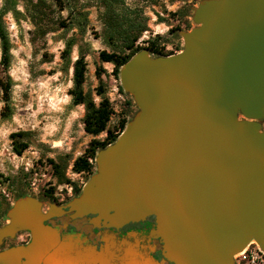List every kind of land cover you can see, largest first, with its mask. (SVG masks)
Here are the masks:
<instances>
[{
    "label": "water",
    "instance_id": "95a60500",
    "mask_svg": "<svg viewBox=\"0 0 264 264\" xmlns=\"http://www.w3.org/2000/svg\"><path fill=\"white\" fill-rule=\"evenodd\" d=\"M191 19L180 51L140 49L120 66L137 111L79 193L46 209L15 199L0 246L22 230L29 240L0 249V264H110L60 234L80 219L91 229L153 217L161 258L128 252L120 264H235L252 240L264 251V0H199Z\"/></svg>",
    "mask_w": 264,
    "mask_h": 264
},
{
    "label": "rangeland",
    "instance_id": "374dc122",
    "mask_svg": "<svg viewBox=\"0 0 264 264\" xmlns=\"http://www.w3.org/2000/svg\"><path fill=\"white\" fill-rule=\"evenodd\" d=\"M3 1L0 0V7ZM125 1L128 7L140 8L146 17L147 28L136 40V44L142 47L140 49H146L149 39H157L167 55L182 49L180 31L194 26L192 9L199 0ZM45 2L48 18L43 26L47 30L42 36L33 35L35 26L26 13L25 0H17L16 8L20 11L17 17L12 12L3 15L11 42L8 73L12 79L13 111L9 118L0 116V225L7 220V210L18 197L34 196L42 201L43 209L49 203L61 205L78 194L95 171V161L90 172L73 169L75 158L84 152L89 141L103 139L106 130L97 135L86 132L84 105L71 103L72 67H65L60 57L67 37L73 35L77 38L70 54L71 62L78 54V46L87 51L83 88L95 102L100 100L95 90L98 84L95 68L101 64L105 69L101 77L113 110L107 127L117 124L122 111H125L127 121L137 111L132 97L121 86L119 74L112 73L113 64L101 62L98 58L101 49L111 50L101 36L103 23L99 12L102 7L98 0H69L62 9L54 0ZM60 19L70 25L60 26ZM81 26H84L82 31ZM130 99L129 106H126ZM2 104L0 98V109ZM18 130L29 132L28 146L20 154L13 150L10 137L11 132ZM50 158L63 166L64 175L70 182L57 180L48 161ZM75 187L80 190L76 192ZM25 237L26 231H18L13 238L5 239L1 246Z\"/></svg>",
    "mask_w": 264,
    "mask_h": 264
},
{
    "label": "trees",
    "instance_id": "16d2710c",
    "mask_svg": "<svg viewBox=\"0 0 264 264\" xmlns=\"http://www.w3.org/2000/svg\"><path fill=\"white\" fill-rule=\"evenodd\" d=\"M66 1L69 0H54L59 8H64ZM102 9L99 12V17L103 23L101 36L111 50L101 49L98 53V58L101 62H110L113 64L112 73L115 76L119 74L120 66L127 61L137 50L139 45L136 40L141 33L147 28L146 17L142 15V11L138 7H128L125 0H98ZM17 0H4L0 7V98L3 102L0 109L2 118H9L12 114L11 105V89L12 79L8 73V67L11 61V42L8 31L3 22V15L7 12H12L14 15L20 13L16 8ZM26 13L29 15L32 23L35 26L33 31L34 36H42L47 28L44 25V20L47 17L45 0H25ZM173 14V13H172ZM84 25V22H80ZM59 25L67 27L70 25L64 19L59 20ZM84 26L80 27L83 30ZM176 27L175 29H177ZM33 40V39H32ZM77 43V38L73 35L65 39L64 46L60 52V57L65 64V67H72V86L69 89L71 95V103L83 104L84 115L83 123L84 130L92 135H97L106 130V135L103 139L92 138L84 152L77 156L73 162V169L77 172H90L94 166V158L97 149L106 146L113 142L118 134L124 129L127 119L125 111H122L120 117L112 128L107 127L110 116L113 112L111 103L105 95V86L102 80V73L105 71L101 64L95 68V74L98 78L96 93L100 95V100L95 102L92 95L85 91L83 84L86 78L87 62L85 51L82 46H78V54L71 62L70 54L73 45ZM151 53L155 55H167L163 47L159 45L157 39H149L145 46ZM130 100L126 101V106H129ZM118 130L119 133H115ZM28 131L18 130L10 133L12 139L13 150L20 154L24 148L28 146L27 137ZM51 168L57 176L58 181L70 182L64 175L63 166L53 159H48ZM52 189V188H51ZM75 187V191H79ZM51 192V191H49Z\"/></svg>",
    "mask_w": 264,
    "mask_h": 264
},
{
    "label": "flooded vegetation",
    "instance_id": "af4514ba",
    "mask_svg": "<svg viewBox=\"0 0 264 264\" xmlns=\"http://www.w3.org/2000/svg\"><path fill=\"white\" fill-rule=\"evenodd\" d=\"M68 201V200H67ZM63 202L61 205L65 204ZM55 223L60 224L59 217H53ZM89 222L87 219H80L75 223L67 222L64 228L60 229L61 235L72 234L79 240L81 245H94L96 251H106L110 264L122 263V256L126 253L150 254L157 259L161 258L158 238H153L149 235L150 229L154 225L152 216L144 220L128 222L118 227H94L88 228ZM17 233V232H16ZM16 235V234H15ZM27 237L22 238L18 242H10L0 249L13 244L26 243L29 240V233L26 231ZM8 239V238H7ZM110 243L105 246V240ZM85 247H76L74 250L82 253ZM108 249V250H107ZM43 264V263H39Z\"/></svg>",
    "mask_w": 264,
    "mask_h": 264
},
{
    "label": "built area",
    "instance_id": "2783aa9c",
    "mask_svg": "<svg viewBox=\"0 0 264 264\" xmlns=\"http://www.w3.org/2000/svg\"><path fill=\"white\" fill-rule=\"evenodd\" d=\"M235 264H264V251L252 240L234 255Z\"/></svg>",
    "mask_w": 264,
    "mask_h": 264
}]
</instances>
